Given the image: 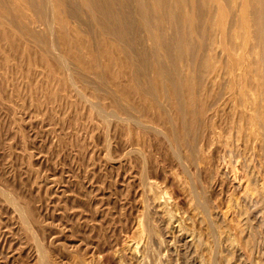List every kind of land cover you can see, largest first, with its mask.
<instances>
[{
	"label": "rangeland",
	"instance_id": "rangeland-1",
	"mask_svg": "<svg viewBox=\"0 0 264 264\" xmlns=\"http://www.w3.org/2000/svg\"><path fill=\"white\" fill-rule=\"evenodd\" d=\"M6 8L15 11L12 4ZM0 29V264H264V132L259 118L254 122L257 115L246 122L250 111L239 105L243 99L232 98V85L219 111L207 112L211 96L200 93L195 156L187 149L175 156L172 142L151 131L167 129L166 114L161 118L141 99L128 77L120 72V84L113 70L106 71L108 87L116 88L118 98L124 94L123 104H115L123 117H101L94 104L101 100L105 108H115L106 92L113 89L97 96L81 81L68 82L60 67L45 63L40 47L12 27ZM78 32L79 40L70 36L73 45L90 40ZM58 37L60 51L68 56L70 38ZM79 48L84 58H68H77L74 67L93 79L88 49ZM129 104L137 107L144 126L126 121ZM169 116L177 120L176 114ZM203 193L206 207L198 202ZM5 196L29 211L30 227L47 259L40 260L36 243ZM163 212L175 221L168 224ZM150 217L156 235L147 224ZM178 229L189 231L192 245L179 241ZM135 243L136 258L126 262L121 252Z\"/></svg>",
	"mask_w": 264,
	"mask_h": 264
},
{
	"label": "bare ground",
	"instance_id": "bare-ground-1",
	"mask_svg": "<svg viewBox=\"0 0 264 264\" xmlns=\"http://www.w3.org/2000/svg\"><path fill=\"white\" fill-rule=\"evenodd\" d=\"M0 3H3V5L0 4V26L14 28L15 31L17 30V34H21V37L27 38L36 47H40L41 49H39L44 52L42 58L45 63L49 64L48 66L60 67L67 75L68 82L74 84L81 81L83 85L92 90H90L91 92L89 91L91 94L94 92L98 96V92L104 91L109 86V82H107L109 80L107 78L109 77L105 75L106 71L113 70L117 74V81L114 80L115 82L119 81L120 72L123 76L128 77V80L133 83V89L138 91L135 92L141 95V99L143 97L148 105L161 112L158 113V115L161 114L160 117L166 114L167 129L161 132L158 128V130L151 128V131L159 136L165 135L172 142L175 146L171 145L175 148V156L179 153L181 155V152L187 149L192 158L197 148V137L201 122H199L198 100L202 91L206 95L211 96L210 102L205 103L208 108L206 109V106H204L205 110L212 112L217 108L216 110L219 111L218 108L222 101L227 98L228 94L230 95V87L228 88V85H232L233 89H230L233 92L232 98L234 96L235 100H238V98L243 99L242 102L241 99L239 100L241 102L239 105H243L244 111L246 110L245 112L250 111L248 116L250 121L246 122L253 123L254 115H257L254 122L259 118L257 126L260 125V129L263 130L261 131L264 132V0H0ZM7 4H12V8L15 10L14 13L6 8ZM40 25H43V30H41L42 27ZM69 25H74L77 28H73L72 26V30ZM75 29L78 30L76 31ZM79 30L81 34H86L90 40H86L87 38L81 39L82 41H78L79 44L73 45L74 42L71 39L74 40V38H70V36L72 34L73 37L79 40ZM59 34H63V37L67 39L70 38L69 42L71 41L72 44L70 43L71 45L69 44L68 46H70L71 56H76L77 58L80 55L82 56L79 47H82L83 51L84 48L88 49L86 53L89 55H85L91 57H86V60L91 59L89 67L93 70V79L88 78L83 73L84 70L78 72L82 69L77 70L78 66L74 64L78 60L77 58L72 59L69 57V59L68 56L70 54L68 56L67 54H62L63 52L60 51V46L58 45V41L62 36L58 37ZM57 37L59 38L58 41ZM65 40L64 42L68 41ZM84 57L82 56L81 58ZM124 70L126 73L123 72ZM86 71L89 74V70L86 69ZM130 82L127 84L129 87H131ZM118 83L121 84V82ZM83 85L81 84L82 87ZM127 85L125 88L128 87ZM110 88L113 89V87ZM120 88L123 89V86ZM115 89L111 90L112 92H108L107 90L106 92L108 93L107 96L109 93L111 95V106L114 104L113 107L116 108L117 105L115 106V104H118L120 98V100L123 99L122 95L124 94H118L121 96L118 98ZM124 91L126 89H123L122 93ZM129 92L131 91L129 90ZM102 94L106 93L102 92ZM87 97L89 96L87 95ZM120 100L119 103L122 102ZM93 104L94 101L91 105ZM102 104L104 103H101V100L99 103L94 104L93 109L95 108L94 111L98 115L101 117L120 118L121 115L120 112H117V108L108 109ZM119 106L118 108H120ZM121 108L124 109L125 107ZM123 109L122 111L124 112ZM125 111L124 118L126 121L128 120L132 124L137 125L143 124L144 126L143 119L136 114L137 107L129 104V106H126ZM171 112L176 114L178 124L175 123L174 117L169 116ZM240 118L242 119L241 116ZM261 136L260 134L259 137L261 138ZM261 139L264 141V138ZM262 152L264 153V151ZM185 158L184 161L189 159ZM180 161H183V158ZM182 165L185 166V164ZM186 165L188 164L186 163ZM203 195L204 193L199 194V196L196 194L199 197L198 202L201 203L200 205L206 207L208 199L206 200ZM9 196L4 198L7 199L5 202H9L16 213L18 212L22 218L21 221H23V231L36 243L35 248L38 250L37 254L39 253L41 257L40 260L44 259V247L41 245L42 243H38L30 227L31 224H29L30 219H32L31 214L20 203L18 204L14 200L15 198ZM263 198L261 199L263 200ZM157 199L155 200L157 201ZM146 207L148 206L146 205ZM163 213L167 216V213ZM171 217L167 216L168 219L166 218L168 224L172 222L173 217ZM173 221L175 220L173 219ZM152 222V218L150 217L147 224H149L148 226L152 233L156 235L154 230L156 228L153 227L154 224ZM166 228H168L166 229L167 232L171 229L168 226ZM181 229H178L179 234L177 233L178 239H181L179 241L185 240L189 242L192 240L189 237L190 233L189 235L187 234L189 231L186 233ZM144 230H146L145 227ZM209 233L211 234V232ZM162 236L160 237L162 238ZM152 238L156 239V236ZM198 238L193 240L196 242ZM233 240L235 239L233 238ZM138 243H135L133 247L128 246V249L121 252L126 262L127 259L132 260L136 258ZM192 243L190 244L192 245ZM247 244L249 245V243ZM251 244L250 246H252ZM194 246H197V244H194Z\"/></svg>",
	"mask_w": 264,
	"mask_h": 264
}]
</instances>
